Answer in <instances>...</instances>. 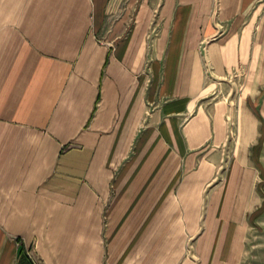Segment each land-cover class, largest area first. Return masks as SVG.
Returning a JSON list of instances; mask_svg holds the SVG:
<instances>
[{"label": "crops", "instance_id": "obj_1", "mask_svg": "<svg viewBox=\"0 0 264 264\" xmlns=\"http://www.w3.org/2000/svg\"><path fill=\"white\" fill-rule=\"evenodd\" d=\"M263 209L264 0H0V264H243Z\"/></svg>", "mask_w": 264, "mask_h": 264}, {"label": "rangeland", "instance_id": "obj_2", "mask_svg": "<svg viewBox=\"0 0 264 264\" xmlns=\"http://www.w3.org/2000/svg\"><path fill=\"white\" fill-rule=\"evenodd\" d=\"M107 202L108 200L106 203ZM262 211H260L261 213L258 212L256 216L251 219L250 224L252 226L249 228L250 232H248V237L246 238L247 244L243 264H264V213H262ZM193 244L192 238L186 241L184 245L185 252L180 256L176 264H182L186 261L188 256L193 253ZM180 246L181 245H179V248Z\"/></svg>", "mask_w": 264, "mask_h": 264}]
</instances>
